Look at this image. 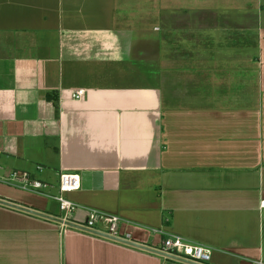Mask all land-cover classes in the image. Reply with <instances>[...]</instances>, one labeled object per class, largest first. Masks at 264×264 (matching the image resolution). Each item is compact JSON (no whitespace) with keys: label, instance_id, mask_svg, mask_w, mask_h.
Returning <instances> with one entry per match:
<instances>
[{"label":"crops","instance_id":"obj_1","mask_svg":"<svg viewBox=\"0 0 264 264\" xmlns=\"http://www.w3.org/2000/svg\"><path fill=\"white\" fill-rule=\"evenodd\" d=\"M12 170L49 186L0 180V199L59 216V173L77 174L73 221L111 213L135 242L264 264V0H0ZM0 264L185 263L0 204Z\"/></svg>","mask_w":264,"mask_h":264},{"label":"built area","instance_id":"obj_2","mask_svg":"<svg viewBox=\"0 0 264 264\" xmlns=\"http://www.w3.org/2000/svg\"><path fill=\"white\" fill-rule=\"evenodd\" d=\"M81 95L82 90L80 89L73 93V97L75 98H79ZM36 168L40 169L41 166L37 165ZM0 180L9 186L28 192H39L49 186L47 182L36 179L32 173L23 170H12L2 176ZM79 187L80 178L77 174L59 173L57 194L53 196L58 203L61 213L58 217L87 229L128 239L121 234L119 228L120 218L115 214L89 210L87 216L82 221L70 219V215L76 209V205L67 197V194L79 189ZM259 207H264V201L259 203ZM152 247L163 253L198 264H209L210 261V249L201 245L188 243L177 235L168 236Z\"/></svg>","mask_w":264,"mask_h":264},{"label":"water","instance_id":"obj_3","mask_svg":"<svg viewBox=\"0 0 264 264\" xmlns=\"http://www.w3.org/2000/svg\"><path fill=\"white\" fill-rule=\"evenodd\" d=\"M0 204L5 205L7 207L14 208L16 210H20L22 212H25V213H28V214H31V215H34V216H37V217H40V218H43V219H47V220H50V221H54V222L60 223L62 225H65V226H68V227H71V228H75V229L84 231L86 233H90L92 235H96V236H99V237H102V238H105V239H108V240H111V241H115V242L130 246V247L137 248V249H140V250H143V251H147V252L159 255V256H163V257L169 258V259H173V260L185 263V264H198V263H195V262H192V261H188V260H185V259H182V258H178V257L172 256V255L163 253V252L153 248L152 246L144 245L142 243L135 242V241H133L131 239H126V238L117 237V236H111V235H107V234H104V233H101V232H97V231H94V230H91V229H87V228L81 227V226L77 225L76 223H73V222H71L69 220H63V219H61L58 216H54V215H51V214H48V213H44V212H41V211H38V210H35V209H31L29 207H25V206L19 205V204L14 203V202H10V201H7V200L0 199Z\"/></svg>","mask_w":264,"mask_h":264},{"label":"rangeland","instance_id":"obj_4","mask_svg":"<svg viewBox=\"0 0 264 264\" xmlns=\"http://www.w3.org/2000/svg\"><path fill=\"white\" fill-rule=\"evenodd\" d=\"M250 49H251V51H250V53H253L254 52V47L253 46H251L250 47ZM7 187V186H6ZM10 189H12V188H10ZM20 193H23V194H25V195H28L29 197H33V198H35V197H39V196H37L36 194H35V192H28V191H23V190H18ZM60 213V211H58L57 212V214H59ZM61 214V213H60Z\"/></svg>","mask_w":264,"mask_h":264},{"label":"trees","instance_id":"obj_5","mask_svg":"<svg viewBox=\"0 0 264 264\" xmlns=\"http://www.w3.org/2000/svg\"><path fill=\"white\" fill-rule=\"evenodd\" d=\"M47 97L52 99L53 96L47 95ZM53 100H54V99H53ZM54 103H55L54 105H55V107H56V100H54Z\"/></svg>","mask_w":264,"mask_h":264}]
</instances>
